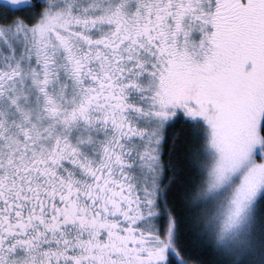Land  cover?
<instances>
[{"label": "snow or ice", "instance_id": "6c2138e0", "mask_svg": "<svg viewBox=\"0 0 264 264\" xmlns=\"http://www.w3.org/2000/svg\"><path fill=\"white\" fill-rule=\"evenodd\" d=\"M0 264H264V0H0Z\"/></svg>", "mask_w": 264, "mask_h": 264}, {"label": "trees", "instance_id": "16d2710c", "mask_svg": "<svg viewBox=\"0 0 264 264\" xmlns=\"http://www.w3.org/2000/svg\"><path fill=\"white\" fill-rule=\"evenodd\" d=\"M180 128H181V125L179 123H177L176 125L173 126V129L171 131H175L178 133Z\"/></svg>", "mask_w": 264, "mask_h": 264}]
</instances>
